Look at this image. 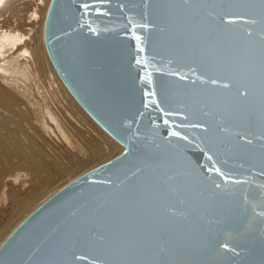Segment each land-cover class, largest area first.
<instances>
[{"label": "water", "instance_id": "95a60500", "mask_svg": "<svg viewBox=\"0 0 264 264\" xmlns=\"http://www.w3.org/2000/svg\"><path fill=\"white\" fill-rule=\"evenodd\" d=\"M43 35L123 150L34 209L0 264H264V0H51Z\"/></svg>", "mask_w": 264, "mask_h": 264}, {"label": "bare ground", "instance_id": "6f19581e", "mask_svg": "<svg viewBox=\"0 0 264 264\" xmlns=\"http://www.w3.org/2000/svg\"><path fill=\"white\" fill-rule=\"evenodd\" d=\"M18 1L19 0H16L15 2L17 7L11 6L12 3L8 0L5 3V6H8L9 9H15L13 15L17 18V22L20 23V16H18L20 15V11L17 10H20L21 8ZM1 2L2 0H0V3ZM50 2L51 0L48 1V4L43 5V8H40V4H36V7L31 9L29 20L27 22L30 26H27L25 29L4 26L0 23V137H4L2 138V140H4L1 141L2 144H0V147L5 148V152L8 154L6 143H9V146L18 147L24 157L20 163L15 166L14 164L5 165L3 169H0V174L5 176V174L10 172L11 169H15L18 173L15 175L16 177L13 176L14 179L22 177L23 174H35L38 169L43 170L44 166L39 164L34 155L25 154L24 150H28V146L20 140L16 131L10 129V126H14L27 141L35 143L38 147L40 146L36 143L37 141L28 134L25 127H23L24 125L19 124L20 122L27 123L30 128H34V123H36V125H39L38 128H41L39 131H42V135H50L52 133L58 140H63L64 142H67L68 146H71V137L63 123V119L57 115V108L54 109L53 105L67 114H69L70 111L65 107V104L72 107V109L75 110V113H81L84 116H82V118H84L83 120H87V122L90 121L91 124H93L91 125L93 126L92 129L100 140L112 144L114 147L112 153L116 152L119 154L123 150L122 145L117 143L116 140L95 123L77 103L63 84L48 58L44 45L43 33ZM42 4H44L43 1L41 2V5ZM41 9L43 12L42 16L40 14ZM2 21H4V18H0V22ZM40 71L43 76H40ZM32 86H34V91L31 89ZM73 103L80 110H78ZM73 141V145H75V149L76 147L78 148L79 154L87 156V150L86 147H84L85 145L78 143V141L76 142V140ZM40 148L43 154L47 156L49 155L42 146ZM72 150L70 153H72ZM97 150L98 147H94L92 152L95 154ZM47 158H49V156ZM56 158L59 159L60 157L56 155ZM53 162L59 169L60 179L71 174V169L68 168L65 170L60 164L61 161L58 163L54 158ZM24 164L27 165V168ZM45 170L46 168L44 171ZM37 174L35 175L38 176ZM46 184L44 186L42 184L41 187L36 188L30 195H26L25 197L20 198V195H16L18 196V198H16L18 200L16 206L13 207L12 212L8 217V222L0 225V245L26 218L25 213L27 210L38 201V195L36 194L44 190L46 187V189L50 188L48 187V184ZM49 192L52 191L49 190Z\"/></svg>", "mask_w": 264, "mask_h": 264}, {"label": "rangeland", "instance_id": "374dc122", "mask_svg": "<svg viewBox=\"0 0 264 264\" xmlns=\"http://www.w3.org/2000/svg\"><path fill=\"white\" fill-rule=\"evenodd\" d=\"M8 1L12 3L11 6L17 7L15 3L16 0ZM42 1L44 2V4L41 5ZM48 1L49 0H19L18 4L20 5L21 9L17 11H20V15L18 16H20L21 21L20 23H18L17 18H15V16L13 15L15 9H9L8 6H5L7 0H2V2L0 3V18H4V21L0 23L4 26L25 29L27 26H30L27 22L29 20V13L31 9L35 8L36 4H40V8H43V5L48 4ZM40 14L42 16V9L40 10ZM40 76H43L41 71ZM31 89L32 91H34V86H32ZM65 105V107L69 109L70 115L63 112L62 110H59L58 107H56L55 105L53 106L54 109L57 108V115H59L63 119V123L71 137V146L69 145L71 148L68 146L67 142H64L63 140H58L57 137H55L52 133L50 135H47L43 132L44 135H42V131H39L41 130V128H38L39 125H36V123H34V128H30L29 125L25 122H23L24 124L21 122L19 123L21 125H24L23 127H25L28 134L32 136L35 141H37L36 143L40 147L42 146V148L45 149L46 153L49 154V158H47L48 156L41 152L40 147H38L35 143L27 141L26 138L21 135L14 126H10V129L16 131L20 140H22L28 146V150H24L25 154L34 155L37 158L39 164L44 167L43 170L38 169V174L35 173L38 176L30 173L28 175L23 174L22 177L14 179V177H16L15 175L18 173V171H15V169H11V171L7 172L6 174L4 173L5 176L0 174V225H3L4 223L8 222V217L12 212L13 207L16 206L18 200L16 199L18 198V196L16 195H20V198L25 197L26 195H30L33 190L41 187L42 184L44 186L46 183L48 184V187H50L48 189H46V187L44 190L36 194L38 195V201L27 210V212L25 213V216L27 217L34 209H36L40 204H42L46 199H48L61 187L65 186L66 184H68L81 174L85 173L86 171L92 169L93 167L114 158L118 154L116 152L112 153V149L114 148L112 144L99 139V137L93 131V126H91L93 124H91L90 121L87 122V120H83L84 118H82L83 115L81 113H79L81 114L79 115L75 113V110H73L72 107L68 106L67 104ZM76 108L80 110L77 106ZM36 132H40L39 134L41 135ZM2 138L4 137H0V144H2L1 141L4 140H2ZM73 140H76V142L78 141V143L85 145L84 147H86L87 156H82L81 154H79L78 148L76 147L75 149V145H73ZM94 147H98V150L95 154L92 152ZM6 148L8 149V154H6L5 148L0 147V169H3L5 165L14 164L15 166L19 164L20 161L24 158L18 147L9 146V143H6ZM71 150L72 153H70ZM54 152L58 157H60L59 159L56 158ZM54 158L57 160L58 163H60L61 161L60 164L65 170H67L68 168L71 169V174L69 176L60 179L59 169L56 164L54 165L53 162ZM25 167L27 168V165H25ZM45 168L46 170L44 171ZM49 190L52 192H49Z\"/></svg>", "mask_w": 264, "mask_h": 264}, {"label": "snow or ice", "instance_id": "6c2138e0", "mask_svg": "<svg viewBox=\"0 0 264 264\" xmlns=\"http://www.w3.org/2000/svg\"><path fill=\"white\" fill-rule=\"evenodd\" d=\"M97 11H99V9ZM174 135H179V134L178 133H174Z\"/></svg>", "mask_w": 264, "mask_h": 264}]
</instances>
